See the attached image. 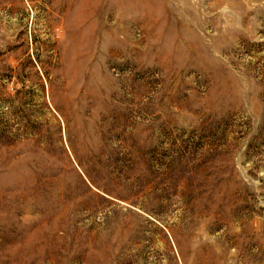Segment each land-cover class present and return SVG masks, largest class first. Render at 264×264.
I'll return each mask as SVG.
<instances>
[{"label":"rangeland","instance_id":"rangeland-1","mask_svg":"<svg viewBox=\"0 0 264 264\" xmlns=\"http://www.w3.org/2000/svg\"><path fill=\"white\" fill-rule=\"evenodd\" d=\"M0 264H264V0H0Z\"/></svg>","mask_w":264,"mask_h":264}]
</instances>
